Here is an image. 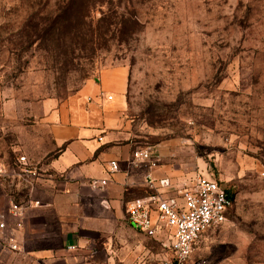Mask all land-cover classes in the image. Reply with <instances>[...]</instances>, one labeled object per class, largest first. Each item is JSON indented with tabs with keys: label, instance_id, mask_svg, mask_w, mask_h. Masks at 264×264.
<instances>
[{
	"label": "rangeland",
	"instance_id": "374dc122",
	"mask_svg": "<svg viewBox=\"0 0 264 264\" xmlns=\"http://www.w3.org/2000/svg\"><path fill=\"white\" fill-rule=\"evenodd\" d=\"M115 65L128 71L132 138L156 150L162 175L202 174L235 193L184 264H264V0H0V146L49 148L42 102ZM110 255L170 264L171 250L146 237Z\"/></svg>",
	"mask_w": 264,
	"mask_h": 264
},
{
	"label": "crops",
	"instance_id": "0c3cea01",
	"mask_svg": "<svg viewBox=\"0 0 264 264\" xmlns=\"http://www.w3.org/2000/svg\"><path fill=\"white\" fill-rule=\"evenodd\" d=\"M127 77L124 66L104 67L64 100L42 102L37 125L51 146L17 147L38 168L30 188L12 176L17 148L0 146V264L15 256L33 264H109L115 241L146 238L127 221L126 203L145 195L147 173L188 175H162L159 167L131 163L137 147L124 117ZM111 161L115 172L109 171ZM101 179L106 184L92 186ZM12 202L23 205L20 218L11 215Z\"/></svg>",
	"mask_w": 264,
	"mask_h": 264
},
{
	"label": "built area",
	"instance_id": "2783aa9c",
	"mask_svg": "<svg viewBox=\"0 0 264 264\" xmlns=\"http://www.w3.org/2000/svg\"><path fill=\"white\" fill-rule=\"evenodd\" d=\"M131 163L143 164L152 170L158 167L159 156L151 146L137 147L131 153ZM117 169V163L111 161L109 171ZM0 174H5L1 164ZM37 175L35 164L28 162L24 155L17 157L12 171L14 179L30 188ZM91 183L94 187H102L106 180H92ZM145 186L147 195L126 203L127 221L144 236L167 244L176 264L185 263L201 236L227 221L235 201V193L232 195L230 188L202 174L155 178L147 173ZM22 212V204L11 203L13 217L20 218ZM3 226L0 223V228ZM10 247L16 248L14 244Z\"/></svg>",
	"mask_w": 264,
	"mask_h": 264
},
{
	"label": "trees",
	"instance_id": "16d2710c",
	"mask_svg": "<svg viewBox=\"0 0 264 264\" xmlns=\"http://www.w3.org/2000/svg\"><path fill=\"white\" fill-rule=\"evenodd\" d=\"M230 193L233 195L234 194V191L233 190H230ZM147 194H148V190L146 191L145 195H147ZM170 264H176L175 261H174V259H173L172 253H171V258H170Z\"/></svg>",
	"mask_w": 264,
	"mask_h": 264
}]
</instances>
